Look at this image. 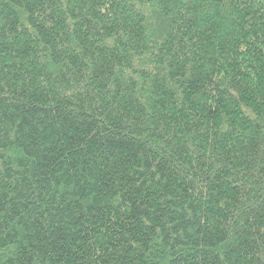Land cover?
Masks as SVG:
<instances>
[{
    "label": "trees",
    "instance_id": "1",
    "mask_svg": "<svg viewBox=\"0 0 264 264\" xmlns=\"http://www.w3.org/2000/svg\"><path fill=\"white\" fill-rule=\"evenodd\" d=\"M0 264H264V0H0Z\"/></svg>",
    "mask_w": 264,
    "mask_h": 264
}]
</instances>
